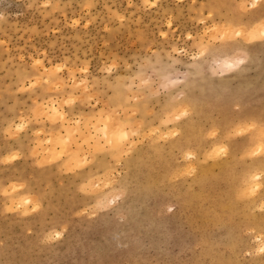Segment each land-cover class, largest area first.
<instances>
[{"label":"rangeland","instance_id":"rangeland-1","mask_svg":"<svg viewBox=\"0 0 264 264\" xmlns=\"http://www.w3.org/2000/svg\"><path fill=\"white\" fill-rule=\"evenodd\" d=\"M0 264H264V0H0Z\"/></svg>","mask_w":264,"mask_h":264},{"label":"bare ground","instance_id":"bare-ground-1","mask_svg":"<svg viewBox=\"0 0 264 264\" xmlns=\"http://www.w3.org/2000/svg\"><path fill=\"white\" fill-rule=\"evenodd\" d=\"M256 33V32H255ZM254 34V33H253ZM255 37V35H253Z\"/></svg>","mask_w":264,"mask_h":264}]
</instances>
